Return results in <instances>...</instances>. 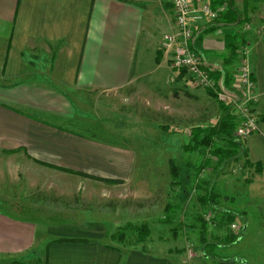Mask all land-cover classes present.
<instances>
[{"label":"crops","instance_id":"1","mask_svg":"<svg viewBox=\"0 0 264 264\" xmlns=\"http://www.w3.org/2000/svg\"><path fill=\"white\" fill-rule=\"evenodd\" d=\"M219 1L209 0L212 6ZM228 1L230 8L220 18L211 21L203 17L193 22L192 48L210 73L218 80L224 78L231 87L235 85L238 57L233 58L230 46L233 36L244 32L259 97L255 104L258 129L243 143L247 158L264 167V31L258 30L264 0H250L248 8L246 0ZM194 5L199 7L200 2L194 1ZM244 23L249 24L248 29H243ZM173 29L171 0H0V150L22 152L13 156L64 173L84 187L94 186V182L111 185L138 175L148 176L146 164L152 153L136 155L128 147L119 148L108 141L118 139L117 130L124 129L119 123H99L96 134L87 137L51 121L74 118V102L67 94L70 91L109 92L132 82H162L169 65L178 74L170 54L159 45L162 35ZM153 72L157 76L146 80ZM49 118L51 121L46 120ZM247 169L251 170L252 180L243 183L237 194L244 196L246 190L249 199L264 202V171L253 173L252 168ZM166 204L158 218L163 216ZM237 204L239 208L230 203L227 207L210 206L219 216L221 211L238 214V223L247 219L238 240L220 245L215 255L203 248L198 256L193 250L189 252L190 241H185V233L193 234L195 230L190 226L187 229L186 224L175 236L154 235L153 220L147 219H151L152 210L146 206L143 219L149 222L151 232L142 242L109 243L108 239L113 241L109 235L122 225L114 220L109 225L95 213L84 223H49L45 233H57L53 240L59 237L76 241L50 243L47 261L45 254L35 248L40 226L37 219L0 212V256L20 261V257L35 252L36 257H43L41 263L38 258L39 262L32 264H211L214 256L220 258L215 264H264V204ZM133 208L132 220L123 222L134 224L138 217L136 204ZM210 208L208 211H212ZM77 210L81 212L80 220L88 217L83 215L87 207ZM234 245L232 249L227 247Z\"/></svg>","mask_w":264,"mask_h":264},{"label":"rangeland","instance_id":"2","mask_svg":"<svg viewBox=\"0 0 264 264\" xmlns=\"http://www.w3.org/2000/svg\"><path fill=\"white\" fill-rule=\"evenodd\" d=\"M246 1L248 8L252 3L250 0ZM251 8L254 9L253 6ZM255 10H258V6ZM156 76L157 74L153 72L146 77V80ZM183 76H177L169 65V72L162 82H132L119 91L109 92L70 91L67 94L74 102V118L63 121L46 119L86 136L95 135L99 123L104 125L119 123L124 129L117 130L118 139L108 141L119 148L128 147L127 149L134 151L136 155L148 156L152 153L146 164L148 176L138 175L135 179L131 178L124 183L111 185L94 182L92 183L94 186L84 187L64 173H54L49 167L37 166L38 164L35 165L34 161L26 157L22 159L13 156L22 152L12 154L0 150V212L15 217L18 213H22L27 218L37 219L36 224L40 226H36L35 248L39 254H45L44 243L57 237L55 232L46 235L45 231L49 223H84L95 213L94 216L100 217L109 225H113L111 224L113 220L116 224L123 225L124 220H132L133 205L136 204L138 217L134 224L145 222L143 218L147 206L152 210L149 216L151 219H147L153 220L154 235L175 236L182 229V224H186L187 229L189 226L193 228L194 235L185 233V241H190L189 252L193 250L198 256L202 248L200 233L203 230V220L206 222L204 231L208 240L231 230L230 225L220 226V216L214 213L209 205L202 204L199 199L204 193L205 181L211 182L213 191L218 195L219 205L227 207L230 203V206L239 208L238 201L246 206L264 204L249 199L246 190H243L244 196L237 194V190L246 183V179L252 177L251 170L243 165L242 152L236 159H229L221 166H215V159H211L209 165L203 166L204 153L199 150L183 149L191 138V134L187 131H191L196 126L205 127L212 124L220 116L218 101L201 87L192 88L185 85L186 80ZM229 89L236 98L240 99L241 94L235 85L232 84ZM162 127H167V130L173 132L169 133ZM123 135H126V139ZM236 139L244 147L243 140L237 137ZM172 157L176 158L180 171L181 179L177 183L172 182L168 171L167 161ZM101 185L103 189H100ZM164 203H172L178 207L172 223L160 222L157 217ZM77 207H87L88 210L83 215L88 217L80 220L81 212ZM209 208L212 211H208ZM64 216L72 217L69 219ZM182 219L186 222L183 223ZM246 220V218L242 219V223L244 224ZM238 221L233 222L238 223ZM147 223L150 227L149 222ZM238 225L240 226L241 223ZM262 227L261 233L264 234ZM39 239L42 241L40 242ZM107 241L118 243L116 240ZM132 241H135L134 235L125 240L127 243ZM236 245L227 247L232 249ZM38 258L33 252L29 257L22 259L20 257V261L36 263L41 258V263L43 257ZM218 259H220L218 256H214L213 260H210L211 264H215ZM13 260L17 261L0 256V264H11Z\"/></svg>","mask_w":264,"mask_h":264},{"label":"trees","instance_id":"3","mask_svg":"<svg viewBox=\"0 0 264 264\" xmlns=\"http://www.w3.org/2000/svg\"><path fill=\"white\" fill-rule=\"evenodd\" d=\"M221 1V0H220ZM219 1V2H220ZM230 3L227 8L229 10ZM224 13V12H223ZM219 16V18L223 15ZM244 32L239 31L233 36V41L230 46V53L233 58L238 57V50L241 46H244L247 42L246 37L242 34ZM195 32L193 31V41L191 47H193ZM183 76V79L187 80V74L183 69L178 71L177 76ZM214 78L215 76L211 74ZM218 79V78H215ZM223 84L226 89L231 88L230 83L224 78L222 79ZM207 93L214 99L217 100L216 94L210 89H205ZM218 101V100H217ZM220 116L212 124H209L205 127L196 126L191 131V138L184 146V150H199L204 153L203 166H207L211 163V159H215V166H221L224 162L229 159H236L239 154L242 152L244 154V163L246 167H250L253 170V173H260L264 171L263 163L261 162H251L247 158V151L243 147L240 141L236 139L233 132L237 124V115L230 105L223 104L218 101ZM166 129L167 132L171 133L170 129L167 130V127H162ZM168 171L173 183L179 182L180 171L177 164L176 158L168 159ZM200 169V168H199ZM65 171H70L69 169H63ZM251 178L246 179V182L251 181ZM109 181V180H106ZM204 193L199 197L202 204L209 205L212 207H217L218 195L213 191L212 184L210 181H205ZM178 207L175 204L167 203L164 207L163 216L159 218L160 222L163 223H172L174 222V213L177 211ZM221 216L219 217L220 226H228L237 219L238 214L231 211H221ZM241 222V221H240ZM243 223L241 222L240 231L238 233L233 232L232 230L226 231L223 235L215 236L212 240L206 239L205 231L206 222L203 220L202 227L203 230L200 233V241L202 244L203 251L209 255H215V249L220 245L231 244L238 240L241 235V228ZM151 230L147 222L140 224H133L132 222H127L122 226L117 227V229L109 235L110 239L116 240L118 243L124 242L127 238L135 236L136 242H142L146 240L149 236ZM65 242V241H76V239H66L58 238L49 242L46 245L44 261H47V248L50 243L53 242ZM11 264H32L22 261H12Z\"/></svg>","mask_w":264,"mask_h":264},{"label":"built area","instance_id":"4","mask_svg":"<svg viewBox=\"0 0 264 264\" xmlns=\"http://www.w3.org/2000/svg\"><path fill=\"white\" fill-rule=\"evenodd\" d=\"M194 1L200 2L196 7ZM174 11V29L164 33L159 42L160 47L170 54L171 64L175 69H183L187 74V84L191 87H201L215 92L219 102L230 105L237 115V124L233 132L238 139L244 140L258 129V116L255 104L259 95L256 93V82L252 77V70L248 54L244 46L238 50V68L235 88L241 94L236 98L230 89H226L222 80L215 79L203 65L201 56L191 47L193 40V22L207 17L214 21L225 12L229 6L228 0H221L211 5L209 0H171ZM249 24L244 23L243 29ZM259 31H264V13L258 25ZM190 134V131H187ZM230 229L238 233V223H231Z\"/></svg>","mask_w":264,"mask_h":264}]
</instances>
